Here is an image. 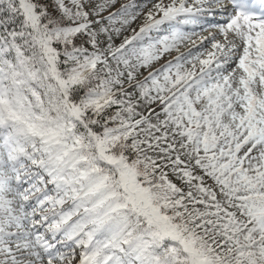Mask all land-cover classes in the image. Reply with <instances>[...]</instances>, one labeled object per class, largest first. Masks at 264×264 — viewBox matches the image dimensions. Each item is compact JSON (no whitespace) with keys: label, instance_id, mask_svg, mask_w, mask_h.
I'll use <instances>...</instances> for the list:
<instances>
[{"label":"snow or ice","instance_id":"obj_1","mask_svg":"<svg viewBox=\"0 0 264 264\" xmlns=\"http://www.w3.org/2000/svg\"><path fill=\"white\" fill-rule=\"evenodd\" d=\"M0 264H264V0H0Z\"/></svg>","mask_w":264,"mask_h":264},{"label":"rangeland","instance_id":"obj_2","mask_svg":"<svg viewBox=\"0 0 264 264\" xmlns=\"http://www.w3.org/2000/svg\"><path fill=\"white\" fill-rule=\"evenodd\" d=\"M137 3H143V0H136ZM146 11V9H145ZM205 17H206V20H205ZM208 18V19H207ZM206 21V23H208L207 25V28H202V26H199L200 24H204ZM208 21V22H207ZM220 22H223V16L221 13L217 12L215 13L214 15H208V14H204V18L200 21V23L198 25H190V26H184V30L189 32L191 35H196L198 34L199 37L196 35V36H191L192 40L196 41L197 43H199V40H200V37H203V36H207L210 32H215L216 31V28H215V25H217L218 23ZM140 22H142V18L141 20H138L136 22V24L133 25V27H136ZM206 25V24H205ZM196 27V28H195ZM126 35L130 34V30L128 33H125ZM119 42V41H118ZM187 46H190V45H186L185 47ZM211 48V42H209L206 46H203L202 47H199V48H195L193 50V54H195L196 52H203L205 50H209ZM181 51H184L185 48L184 47H181L180 49ZM173 55H175V53H173ZM171 57L169 56H165V60L167 59H170ZM164 63V60H161L157 63H155L153 65L154 68H158L160 67L161 64ZM146 75V72L144 73ZM109 111H115V108L113 109H110ZM164 171L168 172L169 173V179H171L174 183H177L178 186L180 187H184L185 188V191H187V187L185 185H182L181 182L178 180V178L171 174L170 172V169H164ZM206 179V183L207 185L211 186L213 185V181L209 178H205ZM198 207H201L202 206H199ZM41 231H43V229H41ZM79 252V250L77 249V253Z\"/></svg>","mask_w":264,"mask_h":264},{"label":"bare ground","instance_id":"obj_3","mask_svg":"<svg viewBox=\"0 0 264 264\" xmlns=\"http://www.w3.org/2000/svg\"><path fill=\"white\" fill-rule=\"evenodd\" d=\"M208 19V18H207ZM205 20H206V17H205ZM208 22V21H207ZM219 23H221L220 21H219ZM206 24V25H205ZM207 25H208V23H206V21H205V23L202 25V24H200L199 26H202V28H207ZM196 28V27H195ZM198 37H199V35L198 34H196ZM196 35H191V36H196ZM208 36V35H207ZM192 37V38H193ZM200 41V40H199ZM210 41H207V42H205L204 43V46H206L208 43H209ZM199 44V43H198ZM197 48H199V47H197Z\"/></svg>","mask_w":264,"mask_h":264}]
</instances>
